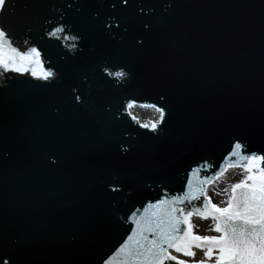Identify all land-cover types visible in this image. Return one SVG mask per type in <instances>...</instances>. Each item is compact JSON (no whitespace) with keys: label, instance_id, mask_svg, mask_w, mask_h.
Wrapping results in <instances>:
<instances>
[{"label":"water","instance_id":"95a60500","mask_svg":"<svg viewBox=\"0 0 264 264\" xmlns=\"http://www.w3.org/2000/svg\"><path fill=\"white\" fill-rule=\"evenodd\" d=\"M0 30L54 73L0 67L10 264H119L149 203L242 163L236 141L264 155V0H5ZM130 100L165 108L156 132Z\"/></svg>","mask_w":264,"mask_h":264},{"label":"snow or ice","instance_id":"6c2138e0","mask_svg":"<svg viewBox=\"0 0 264 264\" xmlns=\"http://www.w3.org/2000/svg\"><path fill=\"white\" fill-rule=\"evenodd\" d=\"M4 4L5 0H0V8ZM123 4L127 5L128 0H123ZM62 31V28L56 29V33ZM71 39L75 40L76 37ZM137 43L142 44V41ZM0 67L5 71L20 74L30 72L33 77L45 81L54 76L52 71L43 70L37 48L19 50L12 45L4 30H0ZM108 75L124 79L127 73L117 71ZM75 100L81 103L82 97L77 95ZM134 107L152 108L159 114L157 120L140 125L144 129L156 132L165 121L166 110L162 106L137 104L135 100H130L125 108L129 110V116L137 120L130 111ZM233 147L243 156L242 163L236 166L242 167L247 175L232 185L227 206L219 207L213 204L204 187L221 174L219 170L213 173L211 178L201 181L195 189L189 182L183 195L176 194L170 198H161L156 203H149L143 215L134 220L135 229L131 235L117 250L119 264H168L171 261H175V264H264V155L247 154L240 141L234 142ZM237 154L235 151L232 153ZM206 166L213 167L211 164ZM202 199L201 207L189 209L192 201ZM194 215L203 219L211 217L216 223L214 228L209 230L218 235L196 234L191 222ZM196 249L203 252L204 259L195 260ZM173 252L188 259H180ZM0 264L10 262L0 259ZM103 264L110 262L104 260Z\"/></svg>","mask_w":264,"mask_h":264},{"label":"rangeland","instance_id":"374dc122","mask_svg":"<svg viewBox=\"0 0 264 264\" xmlns=\"http://www.w3.org/2000/svg\"><path fill=\"white\" fill-rule=\"evenodd\" d=\"M135 116L143 123L148 122L150 119L155 118L158 113L155 110H145L143 112H138L134 108ZM243 177V172L237 169L227 172L225 176L217 180L214 184L210 185L207 190V195L211 197V202L216 204L219 207H223L226 203L231 185L236 183ZM227 189V192H225ZM192 224L194 225V231L200 235H213L215 231H210L209 229L214 228V221L210 219H202L198 217H193L191 219ZM204 256L199 253L195 256V259L203 258Z\"/></svg>","mask_w":264,"mask_h":264},{"label":"bare ground","instance_id":"6f19581e","mask_svg":"<svg viewBox=\"0 0 264 264\" xmlns=\"http://www.w3.org/2000/svg\"><path fill=\"white\" fill-rule=\"evenodd\" d=\"M232 169H234V167H231V168L227 169L226 172H227L228 170H232ZM240 169H241V168H240ZM242 169H243V168H242ZM193 217H194V216H193ZM193 217H192V218H193ZM192 218H191V219H192Z\"/></svg>","mask_w":264,"mask_h":264}]
</instances>
